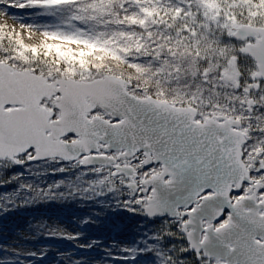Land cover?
Segmentation results:
<instances>
[{
    "label": "snow or ice",
    "instance_id": "snow-or-ice-1",
    "mask_svg": "<svg viewBox=\"0 0 264 264\" xmlns=\"http://www.w3.org/2000/svg\"><path fill=\"white\" fill-rule=\"evenodd\" d=\"M136 3L139 4L140 0H136ZM177 3L179 6L176 12L183 13L185 19L178 21L167 38L175 41L179 47L173 50L169 43L165 56L164 52L156 51L161 45L154 43L150 61L157 63L158 67L166 65L168 70L165 75L175 76L177 81L183 78L189 87H202L209 93H219L231 86L230 109L236 112L237 117L244 116L247 123L239 124L227 117L214 118L215 114L211 111L205 115L191 107L176 108L167 101L154 99L142 89L141 95H136L129 81L122 76L111 75L99 76L89 83L74 80L63 83L57 90L59 96L70 97L74 91H78L84 96L91 95V104H82L79 112L63 124L59 123L58 118L54 122L51 116L41 115L34 124L28 126L24 123L22 110L19 107L15 112L13 110V105H19L21 101L9 98L8 76L0 62V188L10 184L17 185L12 192L0 194V216L32 207L41 196L54 198L56 194L52 193V186L47 191L37 189V194L32 195L33 186L20 181L26 180L24 171L33 177L49 174L39 171L40 167L33 168L31 165L34 163H42L45 168L49 164H56L59 167L50 170L52 175L79 168L85 177L99 174L101 177L114 178L115 183L107 192H97L96 195L119 192L121 195L114 205L118 210L165 226L161 233H150L144 241L137 242L144 245L143 249L122 248L121 251L131 255L113 259H122L125 264L129 261L135 264L139 251L141 254L153 253L159 264H185L193 254L197 264H215L208 251V245L213 240L219 241L233 254L239 251L236 244L240 243V233L234 232L232 228H221L225 222L240 217L239 210L230 204L206 207L199 203V199L182 208H174L169 185L175 173L164 172L152 181L141 180L140 177L152 173L164 164L171 163L174 168H178L176 161L179 157L172 153L185 150L183 138L194 125L202 126L200 135L194 141L205 154L196 157L198 162H203L205 156H213L217 152L220 153L219 160L230 159L234 146L239 144L249 150L247 154L250 158L258 144H264V127L260 125L264 118V0H220L217 7H212L210 0H177ZM240 4L244 8L237 12L236 8ZM0 6L8 5H5V0H0ZM11 6L69 12L55 30L41 33L45 41L42 45L44 55H55L57 63L62 61L65 65L80 64L90 55L102 59L96 57V53L105 52L111 58L122 60L138 74L143 73L140 67L143 59L139 56L121 55L130 49L118 47L114 35L109 36L103 31L108 25H123L125 21H131L132 25L138 24L142 31H147V19L137 21L135 16L127 15L128 0L120 3L119 11L115 12L110 9L111 0H22L18 5ZM140 11L146 16L152 15L147 9L141 8ZM45 12L52 14L51 11ZM121 13H125L122 18ZM88 21L95 22L96 27L101 30L90 32L86 26ZM152 23L155 25L157 21L153 19ZM169 27L172 26L165 25V28ZM65 28H72L74 31H65ZM120 35L125 36L127 33L121 32ZM147 35L151 38L152 32L147 31ZM128 38L131 39V36ZM214 43L222 44L224 48L231 46V54H218L212 47ZM65 45L79 46L89 51L75 52ZM142 48L143 45H139L135 51L139 53ZM15 50L22 55L26 52L39 54L38 49L28 48L22 43ZM73 55L82 60L72 61ZM233 71L234 74L230 76L229 73ZM57 107L58 110H63L62 106ZM237 131L248 133L247 139H241L236 134ZM153 149L158 158L141 165V158L149 156ZM259 155L261 158L257 161L256 171L264 174V152ZM129 163L141 165V169L134 170L129 167ZM64 165H70L71 168ZM122 168L126 169L127 176L121 171ZM14 169L24 171H13ZM105 169L108 171L105 172ZM79 175L80 173L77 178ZM100 183H104L103 178ZM62 186V181L55 184L56 188ZM88 190L84 189L85 192ZM25 191L30 195L22 197ZM212 191V188L204 189L203 198ZM259 192L264 197V188ZM197 208L204 213L198 222L190 215ZM46 223L32 224L30 227L44 228ZM82 223L86 224L88 221ZM173 224L175 229L171 227ZM197 224L203 247L181 248L178 257L174 255V242L164 247L165 238L173 231L182 232L188 240L189 228L195 229ZM16 235L22 236V233L18 231ZM229 236L236 240V244L228 239ZM46 237L70 238L56 231L49 232ZM71 238H79V234L74 233ZM96 243L97 241H91L82 247L91 248ZM252 243L264 249V234L253 237ZM240 254L243 255L242 252ZM22 255L38 256L35 251L22 254L17 247L0 242V264H25ZM72 264H84V261L75 259ZM144 264H157V260H146ZM236 264H240V261L237 260Z\"/></svg>",
    "mask_w": 264,
    "mask_h": 264
},
{
    "label": "rangeland",
    "instance_id": "rangeland-1",
    "mask_svg": "<svg viewBox=\"0 0 264 264\" xmlns=\"http://www.w3.org/2000/svg\"><path fill=\"white\" fill-rule=\"evenodd\" d=\"M21 2L22 0H5V5L8 6H0V62L9 64L18 70H32L39 75L53 76L54 80L57 78H74L65 72L66 66L62 61L57 63L55 55H44L42 45L45 41L41 35L45 30H55L60 22L67 18L69 12L61 9L45 10L52 12L49 15L40 9H21L18 6H11ZM123 2L124 0H111L110 9L114 12L119 11L118 5ZM210 2L212 7H217L220 0H210ZM178 6L177 0H140L139 4L136 3V0H128L127 15L135 16L137 21L147 19L146 28L147 31L152 32V37L149 38L147 31H142L138 24L132 25L131 21H125L123 25H108L103 31H106L109 36L114 35L118 47L130 49L129 52L121 53V55L139 56L143 59L144 62L140 65L143 73L138 74L122 60L111 58L108 53L97 52L96 57H102V59L90 55L86 61H83L84 63L102 64L97 72L91 73L86 79L106 75L122 76L130 82L136 95H141L140 89H142L144 93L157 100L167 101L178 107H193L205 115L211 111L217 118H233L241 121L242 124H246L247 120L244 116L237 117L236 112L230 109L231 86L222 89L219 93H209L202 87L199 89L189 87L183 78L177 81L175 76L168 77L165 75L168 70L166 65L161 64L158 67L157 63L150 61L154 43L161 45V47L156 48V51L164 52L165 56H167L165 49L169 43L172 44L173 50L179 47L175 41H169L167 38L168 33L173 31L178 21L185 19L183 13L177 14L176 8ZM141 8L147 9L152 15L146 16L144 12L140 11ZM243 8L244 5L240 4L236 11L239 12ZM124 14H120L121 18ZM153 19L157 21L155 25L152 23ZM165 25L172 27L165 28ZM86 26L90 32L101 30L92 21H88ZM65 31L71 32L74 29L65 28ZM121 32L127 33V35L121 36ZM129 36L131 39L128 38ZM20 43L27 45L28 48L38 49L39 54L33 52L20 54L15 50ZM48 43L56 42L48 41ZM139 45H143V48L137 53L135 49ZM65 47L71 48L75 52L89 51L79 46L65 45ZM212 47L218 54H231L232 51L231 46L224 48L222 44L214 43ZM71 60H82V58L73 55ZM41 106L54 111V120L60 118V110L56 107L55 97L50 100L44 99ZM238 108L239 105L237 104ZM260 125L264 127V118L261 119ZM245 134L248 136V133L245 132ZM243 150L244 162L251 171V177L255 182L264 183V174L256 171L257 161L261 158L259 153L264 152V144H258L257 148L251 152L250 158L247 154L249 150L245 147ZM141 165H144V157L141 158ZM141 165L129 163V166L134 167L135 170H140ZM31 166L33 168L40 167L39 171L49 174L33 177L22 169H14L13 171H24L26 180L20 182H27L33 186L32 195L37 194V189L47 191L49 186H52L51 191L56 194L55 197L48 199L41 196L32 207L21 208L5 216H0V242L17 247L22 254L33 251L38 254L35 257L22 255L21 258L25 264H72L75 259H81L84 264H125L122 259H113V257L131 255V253L121 251L122 248L143 249L144 245L138 244V241H144L150 233H161L165 228L164 225L153 224L154 222L139 215L118 210L114 205L121 195L119 192L96 195L97 192H107V189L115 183V179L110 176L101 177L99 174H90L85 177L79 168L52 175L50 170L59 167V165L49 164L45 168L42 163H34ZM64 166L71 168L70 165ZM104 171L107 172L108 170L105 169ZM161 171L162 167L160 166L152 173L140 177V179L148 180ZM78 173H80L79 178H77ZM102 178L103 184L100 183ZM61 181L63 186L56 188L55 184ZM16 187L17 185L10 184L0 188V194L10 193ZM85 188L89 190L85 192ZM248 189L249 186H244L240 194L233 195V199L237 200L239 197L246 196ZM60 193L64 195L61 196ZM28 195L30 193L25 191L22 197ZM81 197L85 198L82 199ZM263 199L264 197L260 196L259 192L258 200ZM85 220L88 223H82ZM44 222H47L44 228L30 227L32 224H44ZM171 227L175 229V224ZM18 231L22 233V236L16 235ZM51 231L64 233L70 238H47V234ZM74 233L79 234V238H71ZM91 241H97L95 246L91 248L82 247ZM172 242L176 245L174 255L177 257L181 254V248H190L182 232L173 231L170 236L165 238L164 247L166 248ZM154 259L159 264L158 258H155L153 253L141 254L138 251L135 264H144L146 260L153 261ZM214 261L215 264L218 263L215 259ZM128 264H132V262L129 261ZM185 264H197L195 254L192 255L191 259H187Z\"/></svg>",
    "mask_w": 264,
    "mask_h": 264
},
{
    "label": "water",
    "instance_id": "water-1",
    "mask_svg": "<svg viewBox=\"0 0 264 264\" xmlns=\"http://www.w3.org/2000/svg\"><path fill=\"white\" fill-rule=\"evenodd\" d=\"M2 65L8 76L9 98L21 101L19 105H13V110L15 112L17 107L22 110L25 118L24 123L28 126L34 124L41 115L51 116L54 122L57 121L53 119V110L41 106L44 99L50 100L53 97L56 98V107L62 106L63 108L62 111L60 110L59 123L63 124L71 119L79 112L82 104H91L93 97L91 95L84 96L78 91H74L70 97H61L57 94V90L63 83L68 81L89 83L91 80L99 78V76H96L82 80L75 78H57L54 80L53 76L39 75L32 70H18L4 62H2ZM233 74L234 71L229 73L230 76ZM229 119L235 120L233 118ZM235 121L242 124L239 120ZM201 131L202 126L194 125L192 129L188 130L186 137L183 138L185 150L172 153L179 157L176 161V164L179 165L178 168H174L171 163L161 165L162 171L148 180L152 181L154 177L159 178L164 172L175 173L169 185L171 202L174 208L176 206L182 208L183 205H190L194 200L199 199V203L206 207H219L220 205L227 206L230 204L234 209L239 210L242 218L238 217L234 221H228L221 226L223 230L232 228L234 232L238 231L240 233L239 244H236V240L232 236L228 237L233 244H236L239 251L233 254L216 240L208 245V251L218 262L217 264H236L237 260L240 261V264H264V249L252 243L253 237L264 234V199L258 200L259 190L264 188V183L261 181L255 182L251 177V171L244 162V146L242 144L234 146L230 159L219 160L220 153L217 152L213 156H205L203 162H198L196 157L205 155L199 149V145L194 143ZM236 134L240 135L241 139H247L245 133L237 131ZM121 158L123 157L121 156ZM157 158L158 154L153 149L149 156L144 157V164H147L150 160L155 161ZM129 167L135 170L134 167ZM121 171L127 176L126 169L122 168ZM244 186H249L247 195L234 200L233 195L240 194ZM206 188H212L213 191L206 198H203V191ZM257 204H259V207H257ZM182 214L180 213V215ZM203 214L199 208L190 213L197 222ZM187 242L190 249L204 246L200 243L199 224L195 229L189 228ZM241 252L243 255L240 254Z\"/></svg>",
    "mask_w": 264,
    "mask_h": 264
},
{
    "label": "trees",
    "instance_id": "trees-1",
    "mask_svg": "<svg viewBox=\"0 0 264 264\" xmlns=\"http://www.w3.org/2000/svg\"><path fill=\"white\" fill-rule=\"evenodd\" d=\"M76 61V60H74ZM65 65V63H64ZM93 65L101 66L102 64H93L91 62L88 63H80V64H72L65 65L66 69L65 72L70 75L71 77L77 78V79H86L91 73H95L98 71L99 67H93ZM87 69V70H85Z\"/></svg>",
    "mask_w": 264,
    "mask_h": 264
}]
</instances>
